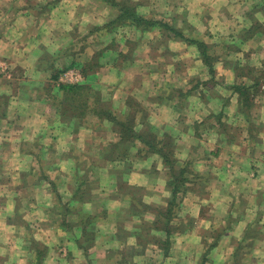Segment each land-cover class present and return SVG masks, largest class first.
I'll use <instances>...</instances> for the list:
<instances>
[{
    "label": "clouds",
    "instance_id": "obj_1",
    "mask_svg": "<svg viewBox=\"0 0 264 264\" xmlns=\"http://www.w3.org/2000/svg\"><path fill=\"white\" fill-rule=\"evenodd\" d=\"M0 264H264V0H0Z\"/></svg>",
    "mask_w": 264,
    "mask_h": 264
}]
</instances>
